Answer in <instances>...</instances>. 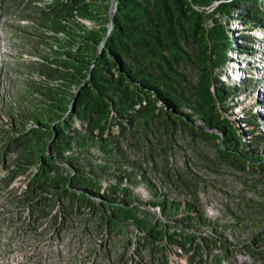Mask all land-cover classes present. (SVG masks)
I'll list each match as a JSON object with an SVG mask.
<instances>
[{
	"label": "trees",
	"instance_id": "trees-1",
	"mask_svg": "<svg viewBox=\"0 0 264 264\" xmlns=\"http://www.w3.org/2000/svg\"><path fill=\"white\" fill-rule=\"evenodd\" d=\"M24 1L0 0V12L31 7L34 23L27 30L36 51L18 64L20 87L0 128V161L9 157V173L17 170V177L31 181L23 197L4 209L24 222L16 234L24 245L10 248L28 249L27 261L35 262L37 242L55 238L73 222L89 230L88 203L97 198L110 217L106 208L132 205L134 196L122 186L143 182L158 195L157 186L186 192L181 199L161 196L155 202L164 210L172 205L190 212L172 226L179 230L173 235L165 228L172 224L161 220L163 227H139L157 243L150 264H172L170 246L189 252L191 264H232L237 253L264 264V179L234 178L236 185L226 188L220 183L230 175L227 165L247 171L253 163L248 173L264 174L259 111L243 108L246 141L230 117L244 78L236 85L223 80L232 58L256 54L245 32L263 22L264 0H116L115 25L105 44L112 0H54L43 7ZM232 22L240 24L239 35L232 34ZM177 126L200 128L220 140L222 161L206 159L197 170L184 158V169L176 168ZM94 180L113 184L112 190L101 196ZM121 188L122 198L116 195ZM209 188L222 194L215 207L222 214L212 221L201 196ZM27 203L33 207L28 219ZM202 223L211 229L200 231Z\"/></svg>",
	"mask_w": 264,
	"mask_h": 264
},
{
	"label": "rangeland",
	"instance_id": "rangeland-1",
	"mask_svg": "<svg viewBox=\"0 0 264 264\" xmlns=\"http://www.w3.org/2000/svg\"><path fill=\"white\" fill-rule=\"evenodd\" d=\"M49 1L54 0H41L42 3H40L42 5L49 3ZM24 2L27 3L26 0ZM29 8L31 7L22 6L17 11L0 12V128L4 123H7L8 114L5 111L10 108L11 101H14L15 94L20 87L18 83L21 81L22 73L18 70V64L33 57L29 53H36L33 40L28 36V33H32V31L27 30V27L34 23L32 18L34 14L29 11ZM88 23L89 26L100 27L99 24L94 25L92 21ZM208 24H212L211 20L208 21ZM230 27L233 35L240 34L237 33L241 28L239 23L232 22ZM245 33L253 38V50L257 52L254 56L240 54L235 61L232 58L227 68V74L223 75V80L236 85L238 80L244 78L240 82L242 94H239L236 99L238 106L234 108V114L230 117L234 124L241 128L240 132L247 141L250 137L246 132L249 127L245 126L242 121L240 122V118L244 115L243 108L248 110L253 107L255 111H259V130L264 133V103L261 102L264 101V20L254 31H246ZM247 76L249 77L248 79ZM245 92L247 94H244ZM202 123L203 121L198 119L195 125L200 126ZM117 127V125L112 126V132L118 133ZM177 128L174 135L175 143L173 149L176 157V168L184 169L183 165L186 163L183 162L184 158L192 161L197 170L200 164L205 163L206 159L220 160L221 153L218 148L220 140L205 135L200 128L195 131L185 130L181 126H177ZM250 128L254 129L253 126ZM209 131L220 133L219 130L214 129H209ZM9 164H11L9 157H6L5 161H0V188H7L6 190L11 189L12 191L8 195L0 193V264L3 261L27 260L28 256L26 253L29 252L28 249L23 251V249L12 250L10 248L13 243H19L15 242L16 234L20 231L18 228L21 227V223L24 222H19L18 218L14 217L13 214H6L7 212H4V209L11 208L10 203L15 202V198L23 197L22 194L26 192L25 190L30 189L31 181L30 179H24L26 177L24 175L17 177V170L9 173ZM252 164H250V168L247 171L229 165H227V168L223 167L224 172L228 171L230 175L225 177L227 179H221L220 183L226 188L236 185L234 178L241 179V181L251 180V178L255 177L264 179V174L255 171H253V174L248 173L252 169ZM160 169H162V165L158 163L157 170H155L158 182L162 181V178L159 177L161 176ZM14 175L16 177H13ZM92 182L94 187L96 186L99 189L101 196L105 194L107 189L110 188L112 190L113 184L106 181L96 182L94 180ZM237 182L239 183V181ZM84 183L87 182L84 181ZM125 185L122 187L127 189L131 196H134L131 206L120 211L117 206H110L106 209L111 216L107 217L106 213H104L106 210H101L100 203L96 198L92 203H88L89 208L83 207L86 211L85 216L90 218L92 216L89 230L86 231L80 222L78 224L73 222L70 224L72 227H67V230H61L56 237L53 232L48 230L47 234L49 237L53 235L55 238L45 240L48 246L44 242L42 245L37 242L38 246H40L35 251L38 257L36 256L35 262H32L31 259L26 264H45L50 261H53V264H143L144 262V264H150V248L157 243L155 238L152 239L148 236L145 229L141 230L139 227L141 225L150 227L153 222L159 223L163 227L164 222H167L172 224H165V228L171 235L179 233L177 232L179 230L173 227L178 223V219H182L183 216L190 212L182 211L186 209L182 208V206H180L179 212L172 205L167 210H164L156 205L155 200L156 198H161V196L170 197L171 195L176 196L175 199H181L184 198L186 192L181 190L179 192L169 189L163 190V186H157L158 195L152 190L154 188L147 183L140 182V184L131 189L127 188L129 186L125 188ZM121 189L119 193L123 192V188ZM164 191L166 192L165 195ZM119 193H116V195L122 198L123 194ZM221 195V191L211 190V188L208 191H202L203 207L206 212L204 215L211 221L222 214L215 208ZM137 199L141 201H137ZM67 205L73 208L72 204L67 203ZM24 209H27L25 216L28 219V215H32V203L25 204ZM92 210L94 211L92 212ZM29 219L32 220L30 217ZM187 222L190 223V220ZM199 227L200 231L204 232L211 229L208 224L204 223L200 224ZM26 238H30V236ZM158 245L163 247L164 244L159 243ZM56 254L58 255L57 263L54 259ZM140 255L144 257V260L141 259ZM170 255L172 264H191L190 253L186 252L183 247L170 246ZM232 261L234 264H258L250 255L244 253H237L232 257ZM226 264H231V262H226Z\"/></svg>",
	"mask_w": 264,
	"mask_h": 264
},
{
	"label": "bare ground",
	"instance_id": "bare-ground-1",
	"mask_svg": "<svg viewBox=\"0 0 264 264\" xmlns=\"http://www.w3.org/2000/svg\"><path fill=\"white\" fill-rule=\"evenodd\" d=\"M41 2V0L39 1V0H35V2H34V4L35 5H37V6H41V7H43V6H46L47 4H50L51 2H53V1H49V3L47 2V3H45V4H42L41 5V3L39 4V3ZM38 3V4H37ZM1 185V184H0ZM7 189V188H6ZM6 189H2V188H0V193L2 194V193H5V194H10L11 192H9L8 190H6ZM10 202V201H9ZM12 205V204H11ZM4 214V213H3ZM11 216V215H10ZM30 240V239H29ZM33 241V240H32ZM29 253V252H28ZM31 255V254H30ZM221 258V257H220ZM49 259V258H48ZM3 260V259H2ZM26 262H27V260L25 259L24 261H16V262H13V261H9V262H5V261H3V263L2 264H26ZM126 263V262H125ZM225 264H226V262H225Z\"/></svg>",
	"mask_w": 264,
	"mask_h": 264
},
{
	"label": "water",
	"instance_id": "water-1",
	"mask_svg": "<svg viewBox=\"0 0 264 264\" xmlns=\"http://www.w3.org/2000/svg\"><path fill=\"white\" fill-rule=\"evenodd\" d=\"M116 5H117V1L116 0H112V4H111V8H110V15H111V28L109 30V33L107 34L105 40H104V44L107 42L110 34L112 33L113 31V28H114V25H115V20H114V17H115V8H116Z\"/></svg>",
	"mask_w": 264,
	"mask_h": 264
},
{
	"label": "built area",
	"instance_id": "built-area-1",
	"mask_svg": "<svg viewBox=\"0 0 264 264\" xmlns=\"http://www.w3.org/2000/svg\"><path fill=\"white\" fill-rule=\"evenodd\" d=\"M16 241L17 242H19L18 244H23L21 241V239L19 238V237H17V235H16ZM24 245V244H23ZM25 249L27 248L26 246L24 247ZM14 249H21V248H19L18 246H17V248H12V250H14ZM25 251H27V250H25Z\"/></svg>",
	"mask_w": 264,
	"mask_h": 264
}]
</instances>
